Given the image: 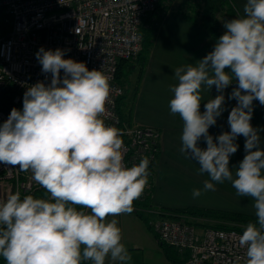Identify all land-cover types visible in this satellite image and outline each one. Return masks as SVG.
Here are the masks:
<instances>
[{
  "label": "clouds",
  "instance_id": "9594fccd",
  "mask_svg": "<svg viewBox=\"0 0 264 264\" xmlns=\"http://www.w3.org/2000/svg\"><path fill=\"white\" fill-rule=\"evenodd\" d=\"M223 28L210 52L175 69L168 107L182 121L181 154L209 177L193 197L227 181L238 196L251 198L256 219L242 226L238 243L246 254L234 264H264V129L250 123L253 101L264 106V0H245L243 15L225 19ZM66 51L38 49L35 58L49 82L27 86L22 109L12 108L0 123V164L30 172L48 194L21 197L16 191L0 200V257L5 264H130L118 220L108 217L133 211L148 184L150 161L144 156L125 164L123 132L102 119L109 77L64 58ZM233 83L230 130L214 138L209 128L226 110L224 90ZM213 86L217 95L201 112V92ZM239 136L245 155L230 168Z\"/></svg>",
  "mask_w": 264,
  "mask_h": 264
},
{
  "label": "built area",
  "instance_id": "2783aa9c",
  "mask_svg": "<svg viewBox=\"0 0 264 264\" xmlns=\"http://www.w3.org/2000/svg\"><path fill=\"white\" fill-rule=\"evenodd\" d=\"M157 1L0 0V92L10 90L11 103L22 105L27 86L49 82L35 58L38 49L67 50L64 58L84 62L89 70L109 77L111 92L102 119L123 132L125 164H137L144 156L153 160L158 131L134 123L119 127L115 100L122 88L114 76L117 63L138 52L139 22ZM7 118L0 110V123ZM37 185L30 172L0 164V198L16 191L23 195ZM145 212L154 217L149 225L156 240L184 254L181 264H234L237 257H245L246 250L238 243L242 231L218 227V220L153 209Z\"/></svg>",
  "mask_w": 264,
  "mask_h": 264
},
{
  "label": "crops",
  "instance_id": "0c3cea01",
  "mask_svg": "<svg viewBox=\"0 0 264 264\" xmlns=\"http://www.w3.org/2000/svg\"><path fill=\"white\" fill-rule=\"evenodd\" d=\"M226 2L232 11L230 15L225 13L227 16L234 18L238 13L243 15L245 0H226ZM196 17L195 20L193 19L195 22H189L173 13H165L154 33L153 43L139 74L137 75L135 65L129 60L123 61L124 65L121 64L123 93L126 90V81L131 84L133 77H136L135 83L129 88L132 91L130 98L133 111L127 105L125 120L149 126L159 134L153 169V188L150 195L151 206L145 211L153 209L160 210L159 213H166L163 210L195 206L254 214L251 198L238 196L231 183L227 181L215 184L214 191L202 192L196 198L192 195L193 189H202L203 182L209 177L199 172V166L195 161L181 154L182 121L178 115L170 114L168 102L172 97L169 86L175 83L173 78L175 69L181 65L195 64L212 50L215 43L197 15ZM216 95L214 86L210 91L206 88L202 90L201 112L204 110L203 103ZM255 105V113L250 123L253 127L264 129V106L257 103ZM229 130L226 122L218 117L217 124L209 128V134L215 138L222 131ZM259 135L261 149L264 150V131ZM244 139L243 136H239L235 141L238 149L230 157V168L238 166L245 155ZM200 147H206L203 140L200 141ZM216 220L224 221L218 218ZM153 254L156 264H181L184 255L172 248L164 252L161 247L154 248ZM106 264L111 263L106 262ZM130 264L137 263L132 261Z\"/></svg>",
  "mask_w": 264,
  "mask_h": 264
},
{
  "label": "trees",
  "instance_id": "16d2710c",
  "mask_svg": "<svg viewBox=\"0 0 264 264\" xmlns=\"http://www.w3.org/2000/svg\"><path fill=\"white\" fill-rule=\"evenodd\" d=\"M228 4L226 0H158L150 10L141 18L139 25H138V34H139V50L136 55L129 59V61L135 65L137 75L139 74L140 70L145 64L147 59V55L151 45L153 43L154 33L157 29L159 22L161 21L163 15L167 12L173 13L182 17L183 19L188 20L189 22H195L194 20L197 18L202 23V25L207 29L209 35L214 39H218L221 35V32L217 28V21L215 20V7L221 8L223 7L224 13L230 15L232 13L229 6H224ZM201 7V12H199V8ZM194 19V20H193ZM132 60V61H131ZM123 61L128 60H121L117 63V68L115 71V80L117 83L120 84L122 88L123 80L120 75V68ZM131 64V65H132ZM235 83L230 85L228 88L224 90L225 94V103H226V110L220 116L222 120L226 121L227 124V116L231 107L235 106V100H228L227 96L232 91V88L235 87ZM123 88L121 94L115 100V109L119 119V127H125V125H131L132 122H127L123 118V113H121V103L119 100L123 97ZM11 95L12 92L10 90H4L0 92V110L5 112L7 116L9 115L12 108H18L17 104L11 103ZM256 101H253V115L256 109L255 105ZM252 115V116H253ZM228 125V124H227ZM157 155V148L153 152V160L149 159V176H148V184L143 192V195L134 201L133 203V211L137 216H140L139 213H144V211L151 206L150 204V195L153 188V169L155 163V156ZM139 163V162H138ZM137 163V164H138ZM25 195H33L34 198H43L46 197L48 194L46 191L39 185L34 186L27 192H25L21 197ZM78 210L88 211L87 209H82L80 206H77ZM143 209V210H142ZM160 211V210H158ZM164 212L170 215L176 214H185V215H192V216H199L206 219H223L221 223L217 222L218 227H231L240 231H243L242 226H246L248 222H255V215L242 213V212H231V211H224V210H217L213 208H203V207H195V206H187L184 208H177L174 210H163ZM236 223L237 225H234ZM203 225H213V223H202ZM232 224V225H230ZM158 245L162 248L164 252L171 249L172 247L159 242ZM173 249V248H172ZM0 264H5V261L2 257H0Z\"/></svg>",
  "mask_w": 264,
  "mask_h": 264
},
{
  "label": "rangeland",
  "instance_id": "374dc122",
  "mask_svg": "<svg viewBox=\"0 0 264 264\" xmlns=\"http://www.w3.org/2000/svg\"><path fill=\"white\" fill-rule=\"evenodd\" d=\"M226 5L227 4H225L224 6ZM214 11H215V20L217 21V28L222 35L224 32L223 21L225 19H231V17L227 16L224 13L223 7L221 8L215 7ZM199 12H201V7L199 8ZM122 65H124V63ZM135 81H136L135 76L133 77L131 84L128 82V80L126 81L127 83L125 85L126 87L125 93L123 94V97L119 100V103L122 102L121 113H123L124 120L127 115V110H126L127 105L129 109L133 111L132 108L133 103L131 102V98H130L132 95V91H130L129 88L130 85L133 86ZM17 109H22V105H19ZM0 200H4V199L0 198ZM139 214L140 216H137V214H135L134 211H132L130 214H122L117 217L110 216L108 217V220L110 221L113 218L118 220V227L121 229V235H122L121 242L125 245L129 253L131 254L132 256L131 262L135 261L137 264L140 263L156 264V260L154 259L153 252H154V248H160V246L158 245V241L156 240L154 232L149 225V221H151L154 217L151 214H147L146 212ZM106 262L111 263V261H107V260Z\"/></svg>",
  "mask_w": 264,
  "mask_h": 264
}]
</instances>
